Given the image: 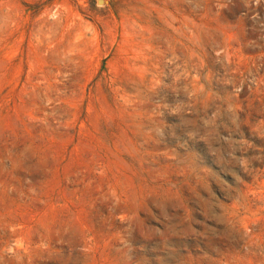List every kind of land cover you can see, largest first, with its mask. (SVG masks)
<instances>
[{
  "label": "rangeland",
  "instance_id": "rangeland-1",
  "mask_svg": "<svg viewBox=\"0 0 264 264\" xmlns=\"http://www.w3.org/2000/svg\"><path fill=\"white\" fill-rule=\"evenodd\" d=\"M0 264H264V0H0Z\"/></svg>",
  "mask_w": 264,
  "mask_h": 264
}]
</instances>
